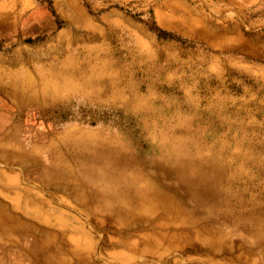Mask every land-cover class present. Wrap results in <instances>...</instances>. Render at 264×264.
<instances>
[{
    "label": "rangeland",
    "instance_id": "374dc122",
    "mask_svg": "<svg viewBox=\"0 0 264 264\" xmlns=\"http://www.w3.org/2000/svg\"><path fill=\"white\" fill-rule=\"evenodd\" d=\"M76 1L85 11L88 26L80 28L67 21L69 14H76L75 10H68L67 0H0V20L28 9L25 15L33 6L56 20L52 38L47 33H33L18 44L1 40L0 54L11 57L24 46L55 45L59 31L67 32V41L77 33L80 38L71 39L62 50L67 53L77 48L82 57L89 51L88 57H96L101 63L107 61L104 79L109 85L117 80L128 97L134 95L142 100L140 108L163 106L168 123L180 126L190 124L191 115L196 113L201 128L213 132L207 139L222 142L216 147L208 142V147L230 148L228 160L238 159L236 156L242 153L264 162V152L248 143L264 136V0ZM86 30L92 37H85ZM26 59L18 67H40L42 63ZM1 63L10 66L6 61ZM70 99L78 117H64L55 125L54 134L43 135L41 144L33 134L24 136L27 146L48 152V144L72 125L87 130L105 126L120 135L137 125L134 112L122 103L110 106L88 101L80 93ZM258 107L262 109L260 114ZM240 161L238 175L244 181L235 187L251 192L245 177H256L257 173ZM34 172L31 169L27 174L20 164L0 157V198L25 214L30 225L53 230L65 224H82L86 234L67 233L64 239L76 243L75 250L91 264H264V242H256L252 230L227 217L218 224L225 232L222 237L208 233L190 235L185 228L161 227L160 222H165L162 211L149 221L130 224L122 230L112 220L103 221L102 214L91 216L92 202L86 205L76 200L75 189H43L32 177ZM259 182L264 183V175ZM260 190L256 201L264 196V188ZM28 198L36 205L39 198H46L55 212L43 210L38 216L36 209L27 208ZM251 207L235 208L241 211ZM224 208L231 211L232 206ZM174 217L178 220L180 215ZM12 238L18 240L15 235Z\"/></svg>",
    "mask_w": 264,
    "mask_h": 264
},
{
    "label": "bare ground",
    "instance_id": "6f19581e",
    "mask_svg": "<svg viewBox=\"0 0 264 264\" xmlns=\"http://www.w3.org/2000/svg\"><path fill=\"white\" fill-rule=\"evenodd\" d=\"M67 2L68 10L77 14H69L71 18L67 21L80 28L88 26L82 5L76 0ZM26 11L22 9L20 14H9L0 20V41L18 44L33 33H47L52 38L56 20L36 6L29 7V12L23 15ZM59 16L66 19L65 15ZM83 33L92 37L87 30ZM66 34L65 30L56 33L59 41L55 45L24 46L11 57L0 54V157L20 164L27 174L34 170L32 177L43 189H75L76 200L86 205L92 202L91 216L102 214L103 221L112 220L122 230L130 224L149 221L162 211L165 222L159 225L166 229L185 228L190 235L208 233L222 237L225 232L218 224L222 217H227L252 230L256 242H264V196L255 200L260 188H264V183L259 182L264 175V162L242 153L236 156L238 159L228 160L230 148L221 146L215 151L208 147V142L211 147L222 142L207 139L213 132L201 128L196 113L191 115L190 124L180 126L168 123L163 106L140 108L142 100L134 95L128 97L117 80L109 85L104 79L107 61L101 63L96 57H88L89 51L82 57L77 48L65 53L64 45L80 38L76 33L67 41ZM27 57L41 61L40 67L36 64L18 67ZM2 61L10 66L2 65ZM76 93L88 101L110 106L124 104L134 112L136 127L120 135L109 132L105 126L87 130L72 125L48 144V152L27 146L24 136L33 134L40 143L45 133L54 134L55 125L64 117H78L70 99ZM261 111L258 107L259 114ZM248 143L264 152V136ZM238 160L257 173L256 177H245L251 192L235 187L244 181L238 175ZM28 200L27 208L36 209L38 216L43 210L55 212L46 198H39L38 205L32 198ZM228 205L232 206L231 211L223 209ZM246 205L252 207L236 211ZM175 214L180 215L178 220ZM28 222L25 214L0 198V264L92 263L75 250L76 243L64 239L67 233L86 234L82 224H65L51 230Z\"/></svg>",
    "mask_w": 264,
    "mask_h": 264
}]
</instances>
